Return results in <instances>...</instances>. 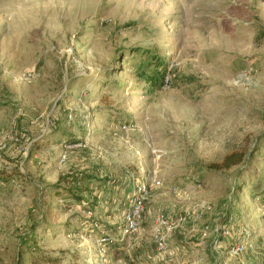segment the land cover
<instances>
[{"label": "rangeland", "instance_id": "1", "mask_svg": "<svg viewBox=\"0 0 264 264\" xmlns=\"http://www.w3.org/2000/svg\"><path fill=\"white\" fill-rule=\"evenodd\" d=\"M227 263L264 264V0H0V264Z\"/></svg>", "mask_w": 264, "mask_h": 264}, {"label": "built area", "instance_id": "2", "mask_svg": "<svg viewBox=\"0 0 264 264\" xmlns=\"http://www.w3.org/2000/svg\"><path fill=\"white\" fill-rule=\"evenodd\" d=\"M78 146V145H76ZM73 146L67 147V149H72ZM145 170H142L143 177L145 175ZM161 187V182L158 180L157 176H154L149 180L142 178L137 179L134 182L133 192L130 194L127 200V205L122 213V238L126 236H131L136 234L143 222L144 215L146 212V204L152 196V191ZM209 209L206 205L200 206V212H205ZM157 232H156V243L159 251H165L167 249V239L169 234H173L176 230L184 228L190 223L191 217L189 214H166L161 213L158 215L157 219ZM99 228L98 225H96ZM115 239L111 235L101 231V237L99 238V246L102 252L106 251L108 245L113 243ZM244 246H237L232 249L231 255H238L244 251Z\"/></svg>", "mask_w": 264, "mask_h": 264}, {"label": "trees", "instance_id": "3", "mask_svg": "<svg viewBox=\"0 0 264 264\" xmlns=\"http://www.w3.org/2000/svg\"><path fill=\"white\" fill-rule=\"evenodd\" d=\"M159 79V77H156L155 80H153L154 82H157ZM77 143V142H75ZM245 153L244 152H233L227 156H225L223 158V160L221 162L218 163H213L210 165V168L213 170H229L234 166L240 165L244 160H245ZM75 195L72 194V197H74ZM76 199V198H75Z\"/></svg>", "mask_w": 264, "mask_h": 264}, {"label": "crops", "instance_id": "4", "mask_svg": "<svg viewBox=\"0 0 264 264\" xmlns=\"http://www.w3.org/2000/svg\"><path fill=\"white\" fill-rule=\"evenodd\" d=\"M5 182H9V178H5ZM59 197H60V196H59ZM149 209H150V208H149ZM149 209H147V213H150V210H149ZM164 213H165V212H164ZM170 213H171V212H170ZM166 214H169V213L166 212ZM144 223H145V222H144ZM207 234H208V233L205 231V232H203V234H202V233H201V234L199 233V234H198V237H200L201 235H202V236H206ZM183 252L188 254V253H191V252H193V251L191 250L190 247H188V248H184ZM197 255H198V254H197ZM227 264H230V263H227Z\"/></svg>", "mask_w": 264, "mask_h": 264}]
</instances>
